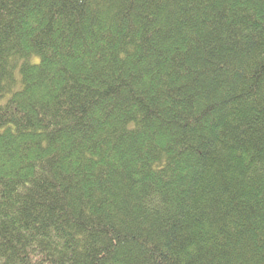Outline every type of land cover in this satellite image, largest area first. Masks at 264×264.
I'll return each mask as SVG.
<instances>
[{"label": "trees", "instance_id": "16d2710c", "mask_svg": "<svg viewBox=\"0 0 264 264\" xmlns=\"http://www.w3.org/2000/svg\"><path fill=\"white\" fill-rule=\"evenodd\" d=\"M0 264H264V0H0Z\"/></svg>", "mask_w": 264, "mask_h": 264}, {"label": "rangeland", "instance_id": "374dc122", "mask_svg": "<svg viewBox=\"0 0 264 264\" xmlns=\"http://www.w3.org/2000/svg\"><path fill=\"white\" fill-rule=\"evenodd\" d=\"M7 99H8V97H4V98L0 99V105L5 103Z\"/></svg>", "mask_w": 264, "mask_h": 264}]
</instances>
